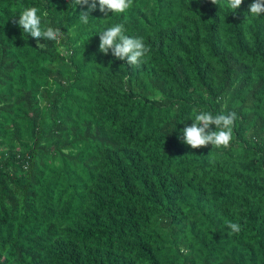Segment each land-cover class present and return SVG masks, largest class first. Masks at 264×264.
I'll return each instance as SVG.
<instances>
[{"label": "trees", "instance_id": "1", "mask_svg": "<svg viewBox=\"0 0 264 264\" xmlns=\"http://www.w3.org/2000/svg\"><path fill=\"white\" fill-rule=\"evenodd\" d=\"M70 2L0 0V264H264V14ZM33 6L59 45L14 23ZM117 23L139 68L99 51ZM193 107L237 113L228 149L183 143Z\"/></svg>", "mask_w": 264, "mask_h": 264}, {"label": "clouds", "instance_id": "2", "mask_svg": "<svg viewBox=\"0 0 264 264\" xmlns=\"http://www.w3.org/2000/svg\"><path fill=\"white\" fill-rule=\"evenodd\" d=\"M212 4H218V0H210ZM133 0H71L70 4L74 9L80 6L79 21L88 24L90 14L99 11L104 17L108 14L126 13L132 6ZM243 3V0H227V6L234 12ZM37 7H27L19 14L16 23L23 31L37 41L36 47L43 49L46 44L39 41H52L59 45L65 38L64 32L60 28L48 26L42 21ZM249 13L252 16L264 14V0H253L249 5ZM46 16L47 13L45 12ZM99 51L104 55H111L126 64L139 68L144 59L149 54V47L146 46L142 37H134L126 34L123 24L117 23L99 32ZM193 119L190 126H186L182 131V141L191 149L204 148L209 145L216 149H228L233 142L235 123L238 119L235 111L220 112L213 114L211 111L192 108ZM214 126V129L213 127ZM227 228L229 234H238L242 230V225L238 222L229 221Z\"/></svg>", "mask_w": 264, "mask_h": 264}]
</instances>
